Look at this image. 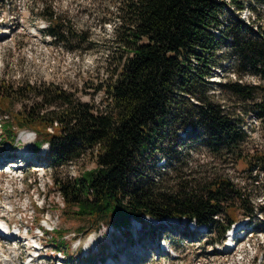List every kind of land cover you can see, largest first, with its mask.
I'll use <instances>...</instances> for the list:
<instances>
[{"label":"trees","instance_id":"trees-1","mask_svg":"<svg viewBox=\"0 0 264 264\" xmlns=\"http://www.w3.org/2000/svg\"><path fill=\"white\" fill-rule=\"evenodd\" d=\"M256 1L264 5V0ZM246 8V0H124L115 33L127 55L116 79L105 87V108L76 102L56 88L42 92L31 85L14 89L3 83L2 140L17 143L20 132L32 130L36 149L47 144L45 160L54 167L79 158L87 149L95 151L94 169L58 184L64 215L85 220L94 229H129L134 222L145 226L149 219L162 223L187 218L209 231L218 229L224 237L240 210L255 222L263 208L228 178L174 187L164 182L183 159L177 142L186 139H196L213 155L244 161L249 173L255 168L264 172V151L249 160L242 156L247 137L240 128L243 119L227 113L211 92L218 84L211 80L213 72L223 60L264 78V32L239 17ZM226 10L232 17L224 21ZM47 19V32L58 36V18ZM220 87L242 99H254L257 88L264 90L240 81ZM27 92L43 97V103L22 104L15 111ZM256 107L264 121V103ZM157 152L163 157L151 162ZM161 159L165 164L157 166ZM163 166L167 169L161 173ZM64 232L56 230L52 238L58 248L66 246ZM98 255L104 259L100 251Z\"/></svg>","mask_w":264,"mask_h":264},{"label":"rangeland","instance_id":"rangeland-1","mask_svg":"<svg viewBox=\"0 0 264 264\" xmlns=\"http://www.w3.org/2000/svg\"><path fill=\"white\" fill-rule=\"evenodd\" d=\"M123 1L2 0L0 85L5 83L14 89L31 85L42 92L56 88L76 102L105 108L108 101L105 87L116 79L127 55L121 37L115 33L119 26L118 9ZM246 7L237 13L239 17L254 29L264 32V5H259L256 0H246ZM51 15L60 22V26L54 28L58 36L47 32V18ZM231 17L230 11L226 10L222 19L227 21ZM222 50L226 51V48ZM211 80L218 83L212 88L216 90L211 91L215 92V101L223 104L227 113L243 119L247 137L241 145L242 156L249 160L251 155L263 152L264 121L255 110L258 109L257 103H264V90L257 88L254 99H242L220 86L221 83L240 81L259 87L264 86V78L243 72L227 59L216 68ZM24 98L15 104V111L22 104L34 107L36 103H43V97L30 92ZM51 107L47 106V109L54 108ZM1 119L0 111V123ZM179 135L184 137L183 132ZM2 138L0 128V164L4 165L0 167V219L22 240L6 244L0 238V244L13 250L31 249L34 253L30 246L37 240L44 248L37 260L39 264H99L102 260L99 251L104 258L101 264H108L110 258L115 264L117 261L120 264H248L253 253L258 254L259 262L256 260L251 264H264V235L262 238L255 236L251 241L256 246L252 254L245 251L247 243L239 251L224 254L222 251L225 250L227 236L222 238L216 228L201 232L193 223L185 227L182 220L164 221L160 226L149 220L145 226L134 222L129 229H117L112 225L94 229V225L85 220L66 216L58 184L94 169L97 166L95 151L87 149L79 158L54 167L45 160L48 147L36 149V136L32 130L21 132L17 143ZM171 138L174 136L171 135ZM177 143L176 149L182 151L183 159L166 175L165 186H186L194 181L228 178L258 209L263 208L262 212L258 211L257 222L264 224V172L255 168L253 173H249L243 167L244 161L234 156L213 155L196 139L179 140ZM27 152L30 156L25 159V163L27 159L29 161L25 167L9 173L7 162ZM160 157H163L162 153L157 152L155 158L150 157V161L156 162ZM160 164H165L163 159L156 163L157 166ZM166 169L163 166L160 172L164 173ZM239 213L242 216L241 210ZM45 227L64 230L66 246L58 248L57 242L52 240L56 230L44 232ZM261 229L263 232L258 231V234H264V227ZM138 237L140 239H135ZM91 238L95 239L96 246L90 245L86 250L85 245ZM142 242L149 246L151 252L135 261L132 251L137 243L141 245ZM157 242L165 244L169 250L157 255L153 246ZM115 250L120 256L114 255ZM127 256L131 260L121 262ZM23 258L26 260L27 256Z\"/></svg>","mask_w":264,"mask_h":264},{"label":"built area","instance_id":"built-area-1","mask_svg":"<svg viewBox=\"0 0 264 264\" xmlns=\"http://www.w3.org/2000/svg\"><path fill=\"white\" fill-rule=\"evenodd\" d=\"M259 124V123H258ZM242 127V126H241ZM242 129L246 132L245 127L243 126ZM252 240L248 239L246 241H241L239 244V249L241 250L243 245H247V248L245 251H248L252 254V251H256V246L254 245V242H251ZM25 255V249H15L6 247L5 249L0 250V264H26L21 262V257L23 258ZM258 258L257 253H253L251 256V260L248 264H251L255 262ZM242 260V259H241ZM259 262V260H257Z\"/></svg>","mask_w":264,"mask_h":264},{"label":"bare ground","instance_id":"bare-ground-1","mask_svg":"<svg viewBox=\"0 0 264 264\" xmlns=\"http://www.w3.org/2000/svg\"><path fill=\"white\" fill-rule=\"evenodd\" d=\"M1 166H4L3 163L0 164V167H1ZM20 169H21L20 167H16L13 171H14V172H15V171H19ZM8 172H9V171H8ZM9 173H11V172H9ZM8 229H10V227L7 225V223L2 222L1 219H0V231H7ZM234 233H235V230L232 231V232L230 233L229 240H228L227 243L224 245V249H225V251H229V246L232 244V237H233ZM12 238H13V239H12L13 241H14V240L16 241V238H17V237H16V235H13ZM90 245H94V246H96V241H95L94 238H91V239H90V242H89L88 244L85 245V249H86V250H89ZM130 248H131V247H130ZM159 253L164 254L165 252L161 249V250H159ZM146 254H147V252H143L142 249H141L140 247H138V248H135V249L133 250L131 256H132L133 258H135V260H137V259L140 258V257H145ZM124 258H126V259H123L121 262H123V261H128V262H129V260H131L128 256H127V257H124ZM117 264H120V262L117 261Z\"/></svg>","mask_w":264,"mask_h":264}]
</instances>
